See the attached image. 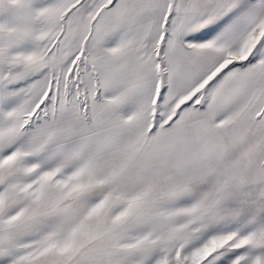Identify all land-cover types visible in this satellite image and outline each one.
Instances as JSON below:
<instances>
[{
  "label": "snow or ice",
  "instance_id": "snow-or-ice-1",
  "mask_svg": "<svg viewBox=\"0 0 264 264\" xmlns=\"http://www.w3.org/2000/svg\"><path fill=\"white\" fill-rule=\"evenodd\" d=\"M0 264H264V0H0Z\"/></svg>",
  "mask_w": 264,
  "mask_h": 264
}]
</instances>
